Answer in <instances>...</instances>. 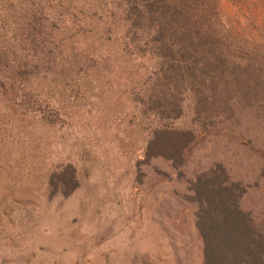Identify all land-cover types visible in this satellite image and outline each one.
Segmentation results:
<instances>
[{
  "label": "rangeland",
  "instance_id": "1",
  "mask_svg": "<svg viewBox=\"0 0 264 264\" xmlns=\"http://www.w3.org/2000/svg\"><path fill=\"white\" fill-rule=\"evenodd\" d=\"M120 6L118 0H0V68L7 58L20 66L27 56L43 65L31 58L24 39L25 24L39 10L45 22L56 24L46 37L69 39L81 51L94 47L102 61L116 65L91 71L81 79V90L44 84L36 98L46 114L24 121L11 109L29 102L17 80L6 76L18 99L8 106L0 88V264H203L197 205L185 196L193 193L199 174L219 163L233 181L249 187L242 209L264 221L262 101L239 103L233 126L202 129L187 98L185 114L171 121L196 134L182 165L158 158L137 168L155 119L146 118L134 99L142 88L137 74L155 64L140 56L120 57ZM218 6L230 42L238 50L243 39L241 57L264 74V0H221ZM90 17L100 27H86ZM62 54L70 64L71 53ZM67 165L75 169L79 187L69 196L53 194L50 177Z\"/></svg>",
  "mask_w": 264,
  "mask_h": 264
},
{
  "label": "trees",
  "instance_id": "2",
  "mask_svg": "<svg viewBox=\"0 0 264 264\" xmlns=\"http://www.w3.org/2000/svg\"><path fill=\"white\" fill-rule=\"evenodd\" d=\"M118 1L122 6L116 14L124 23V30L118 29L120 57L140 56L155 64L151 71L146 69L137 74L142 88L135 92L134 99L146 118L155 117L144 155L138 160L139 170L143 164L158 158L171 162L174 167L182 165L196 134L193 129L175 128L172 122L185 114L187 98L193 100L194 120L202 129L215 127L217 123L235 125L237 105L242 101L264 102L262 69L255 68L254 61L241 57L245 51L243 39L236 47L238 50L228 39L230 28L224 24L218 6L221 0ZM45 21L47 18L39 10L31 17L32 23L24 27L28 32L24 39L31 46V58L38 57L37 62L43 65L34 64L27 56L20 66L16 60L7 58L0 68L4 78L0 88L6 92L2 98L7 105H15L18 98L13 87L7 85L6 76L15 78L21 97H27L29 103H23V109H11L13 116L23 121L26 117L33 119L40 111L46 114L43 102L36 98L44 84L66 92L81 90L85 83L82 84L81 79L88 77L91 71L99 74L105 67L116 66L102 61L103 57L94 47L81 51L69 39L46 37L56 24ZM87 23L86 27H100L92 17ZM64 51L71 53L70 64L67 55L62 54ZM9 67L15 70L8 73ZM128 71L127 76L133 78L132 70ZM26 86L32 88L27 91ZM8 88L10 92L6 91ZM49 185L53 194L71 195L79 187L73 166L54 172ZM248 188L242 181H233L221 163L199 174L192 183L193 193L186 194L185 199L197 205L195 223L204 246L203 264H264V221L241 206Z\"/></svg>",
  "mask_w": 264,
  "mask_h": 264
}]
</instances>
